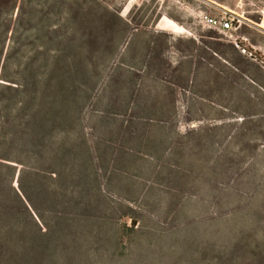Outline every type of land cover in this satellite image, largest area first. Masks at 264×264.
Returning <instances> with one entry per match:
<instances>
[{
	"label": "rangeland",
	"instance_id": "rangeland-1",
	"mask_svg": "<svg viewBox=\"0 0 264 264\" xmlns=\"http://www.w3.org/2000/svg\"><path fill=\"white\" fill-rule=\"evenodd\" d=\"M263 11L4 0L0 264H264Z\"/></svg>",
	"mask_w": 264,
	"mask_h": 264
},
{
	"label": "built area",
	"instance_id": "built-area-1",
	"mask_svg": "<svg viewBox=\"0 0 264 264\" xmlns=\"http://www.w3.org/2000/svg\"><path fill=\"white\" fill-rule=\"evenodd\" d=\"M142 1H149V0H142ZM201 22L205 24L208 28L214 29L222 34H227L231 31H234L237 28L236 23L239 22V19L230 13H221L216 16H209L207 14H202ZM233 43L235 46H237L235 42Z\"/></svg>",
	"mask_w": 264,
	"mask_h": 264
},
{
	"label": "crops",
	"instance_id": "crops-1",
	"mask_svg": "<svg viewBox=\"0 0 264 264\" xmlns=\"http://www.w3.org/2000/svg\"><path fill=\"white\" fill-rule=\"evenodd\" d=\"M205 3H206V5H208L212 10H214V11L217 12L218 14H221V13H228V12H226V11L223 10L224 7H222V6L218 5V4H212V3H214V2H212V1H211V3H210V2H205ZM224 9H226V8H224ZM209 16H211V15H209ZM262 20H263V19H262ZM262 22H263V21H262ZM262 22H261V24H259L258 26L261 27L262 29H264V27L262 26Z\"/></svg>",
	"mask_w": 264,
	"mask_h": 264
},
{
	"label": "trees",
	"instance_id": "trees-1",
	"mask_svg": "<svg viewBox=\"0 0 264 264\" xmlns=\"http://www.w3.org/2000/svg\"><path fill=\"white\" fill-rule=\"evenodd\" d=\"M4 0H0V4L3 2ZM256 23L258 22L257 20H254ZM236 49H239V46L237 45L236 47H235ZM214 51V53L215 54H218L219 56H221V57H223L217 50H213ZM241 51H244V52H242V53H245V50L244 49H242ZM224 60H226V62L228 63V64H230V65H232L235 69H237L238 70V67L237 66H235V65H233V64H231L227 59H225V58H223ZM256 60H258L257 58H255Z\"/></svg>",
	"mask_w": 264,
	"mask_h": 264
},
{
	"label": "bare ground",
	"instance_id": "bare-ground-1",
	"mask_svg": "<svg viewBox=\"0 0 264 264\" xmlns=\"http://www.w3.org/2000/svg\"><path fill=\"white\" fill-rule=\"evenodd\" d=\"M130 1H132V0H130ZM129 8H130V2H129V4L126 7V10L129 9ZM263 17H264V11H263Z\"/></svg>",
	"mask_w": 264,
	"mask_h": 264
}]
</instances>
